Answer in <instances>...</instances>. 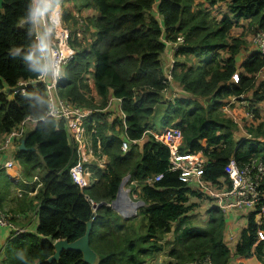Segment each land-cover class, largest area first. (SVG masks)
Segmentation results:
<instances>
[{
	"label": "trees",
	"instance_id": "1",
	"mask_svg": "<svg viewBox=\"0 0 264 264\" xmlns=\"http://www.w3.org/2000/svg\"><path fill=\"white\" fill-rule=\"evenodd\" d=\"M217 1L225 3L226 11L215 20L202 2L212 6ZM29 3L2 0L0 5V134L25 117L33 119L21 136L27 148H17L13 156L22 178L38 174L40 181L33 194L26 197L23 191L11 207V188L27 190L35 182L12 181L0 168V209H8L5 212L16 226L24 227L31 214L36 218L33 231H10L5 236L1 246L4 264H22L18 252L24 253L29 264H145L144 258L162 250L165 264H240L233 263L231 255L250 254L261 260L264 241L258 236L264 232V215L259 222L254 220L259 206L246 213L235 244H226L224 214L216 206L209 207L205 220L198 223L193 209L200 194L168 167L167 146L153 134L167 126L177 127L179 151H200L204 157L200 177L212 184L227 181L223 166L229 158L238 164L260 160L264 191V121L245 125L248 135L234 139L235 123L219 115L226 96L248 92L250 102L264 100V77L251 87V74L264 64V54L249 51L240 62L242 70H237L235 60L242 40L228 35L241 18L255 25L254 30L264 31V0L81 1L83 7L95 10V15L83 16L93 28L92 37L81 39L75 27L69 29L68 43L74 52L62 65L55 86L60 97L89 110L81 123L93 157L83 164L93 180L82 188L68 172L77 158L75 143L66 134L64 120L46 114L44 83L37 79L40 72L28 70L33 61L26 60L27 55L41 57L36 27L30 21L24 23ZM68 16L76 23L75 17ZM178 35L182 41L173 49L169 74L187 94L170 98L164 96L169 83L160 56L164 41H174ZM17 47L21 50L14 54ZM20 81L24 82L22 91L7 90ZM112 97L119 98L123 124L104 109ZM159 103L165 109L159 126L152 128L150 117ZM253 113L258 117L256 107ZM139 138H144L141 145L135 143ZM122 139L129 142L125 152L120 150ZM100 156H104L103 166L96 161ZM156 174L160 177L145 181ZM124 175L135 184L133 189L144 203L136 230L109 205L92 207L90 202H110ZM20 217L25 218L23 223ZM87 220L95 262L83 261L81 253L72 249H63L56 259L47 261L53 252L52 241L79 237ZM100 230L116 233L119 242L102 246Z\"/></svg>",
	"mask_w": 264,
	"mask_h": 264
},
{
	"label": "built area",
	"instance_id": "2",
	"mask_svg": "<svg viewBox=\"0 0 264 264\" xmlns=\"http://www.w3.org/2000/svg\"><path fill=\"white\" fill-rule=\"evenodd\" d=\"M59 1L60 0H53V10L56 12H60L58 9H55V6ZM49 16H46L44 21L38 26L41 35H43L49 27L52 29L50 32H48L46 37L49 45L48 54L53 65V69L58 67L59 73L56 74L54 70H49L46 73L40 72V74L37 76V79L44 83L47 101L46 114L55 118L63 119L66 134L75 143L77 158L75 162L69 166L68 172L77 186L82 188L89 185L93 180L91 171L83 164L87 159H85V154H91V149L86 144L83 126L81 123L82 118L89 110L83 107L75 106L74 104L60 97L56 92L55 82L60 76L61 67L73 54L74 48L68 43L69 27H67L63 21L61 26H53ZM76 18L78 27L82 29L81 17L77 15ZM75 34L78 35L77 31ZM251 40L255 46V50L259 51L260 54H264V31L255 30L252 33ZM181 41V35L176 36L174 41L166 40L164 41L165 48L169 47V50L172 54L175 46H177ZM172 63L173 57L171 55L170 59L168 60L167 67H163V71L168 83L171 81L169 72ZM263 67L264 64L261 66V68ZM232 79L234 80V78ZM20 83L24 84V82L21 81L18 84ZM168 87L165 89V91L168 89ZM20 90L22 91V88H20ZM247 94L248 92H241L237 95H229L222 99V104L220 107L221 112L229 116L238 127L248 125L250 124L249 122H253L255 119L253 109L256 107V104L250 102L249 99L246 98ZM171 96H173V93H170L166 97L172 98ZM112 100L119 101V98H110L107 101L105 107H108ZM236 108L243 109V113L238 115L237 112H235ZM117 110L120 114L121 123L123 124L124 114L119 108ZM32 122V118L25 117L18 123V125L4 132L2 141L0 142V154L6 150L11 151L9 155H6L0 161V168L3 169V172L8 176V178L12 181H21L22 184H31L35 182V185H33L31 189L26 190L22 186H16L12 188L15 195L18 196L23 191H26L28 194H33L40 182L39 178L35 174H33L29 179L22 178L20 174V167L13 156L14 151L18 147V142L21 139V136L26 131V129L30 127ZM153 135L156 139L167 146L168 167L170 169L177 170L180 179L189 186L193 187L200 194V201L204 202L205 209L216 206L224 215L232 210H240L246 214L247 212L255 209V206L258 205L259 209L256 211V213H258V217L260 218L264 215V191L261 186L263 165L257 159L244 164H238L233 158H229L223 166V172L227 181L225 182L223 179H221L220 183L212 184L201 179L200 177V166L204 160L201 152L198 151L193 153L179 151L178 146L181 141V134L177 127L167 126L161 131L155 132ZM128 143L129 142L126 139H122L120 142V150L122 152H125L128 149ZM100 163L101 164L99 165L103 166L102 162ZM159 177L160 174H156L152 178H147L145 181L149 182ZM90 202L92 203L93 201L90 200ZM203 216L206 217V214ZM8 217L9 214L0 209V227L7 226L9 229L8 233L10 231L18 233L25 230L24 227H18L10 222ZM256 222H259V220L257 219ZM237 237L238 236H233L232 234H223V240L229 246H233L235 244ZM258 237L264 241V232L263 234L259 232Z\"/></svg>",
	"mask_w": 264,
	"mask_h": 264
},
{
	"label": "rangeland",
	"instance_id": "3",
	"mask_svg": "<svg viewBox=\"0 0 264 264\" xmlns=\"http://www.w3.org/2000/svg\"><path fill=\"white\" fill-rule=\"evenodd\" d=\"M77 11L80 13V9L77 10ZM209 11H210L211 17L214 18L215 20H217L218 17L222 13H224L226 11L225 3L222 2V1H217L216 3H214L212 5V7L210 8ZM81 15L84 16L83 14H81ZM63 20L71 28L75 27V30L78 33L77 37H80L82 35L83 36H87L88 35V32H86L88 21L84 17H82V23L84 22L85 27L83 29V26H82V30H81V28L78 27V22L77 21H76V23L75 22L72 23V19L68 18L67 16L64 17ZM36 27H37V29H39V26H36ZM255 27H256L255 25L250 24L248 19L241 18L237 22H235V24H233L231 26V28L229 29V31H228V35L229 36L237 37L240 40H242V43L239 45V47H240L239 53L236 55V60H235L237 70H239V71L242 70V68L240 66L241 60H243L245 58V56H247L249 51L255 50V46H254V44H253V42L251 40L252 33L255 31L254 30ZM263 77H264V67L263 68L260 67L258 70H256L254 73L251 74V87L254 88L257 85V83ZM88 83H90V82L88 81ZM90 88H91V86H90ZM249 90H251V89H249ZM93 95H95V94H93ZM173 96H175V94H173ZM255 104H256V108H257V112H258V117H256L253 122H249V123H252V124H256L260 120L264 121V100L257 101ZM163 110H164V103H159L155 107L154 114H152L151 117H150V126L152 128H157L159 126V117H160L161 113L163 112ZM235 112H237L238 115H241L243 113V109L236 108ZM219 115L222 116V117H225L224 116L225 114L223 115L222 112H219ZM245 123H246V121H245ZM246 135H247V133L245 131V126L238 127V126L234 125V127H233L234 139H238V138H241V137L246 136ZM2 137H3V133L0 134V142L2 141ZM258 161L261 162L260 160H258ZM98 163L101 164L100 161H98ZM261 164L263 165L262 162H261ZM134 185L135 184H132V183L128 182V180L126 179L124 181L123 185H122V190L125 193V197L127 199H129L135 206L134 207H124L123 209H121L122 210L121 211L122 214L118 213V215L120 216V218L126 224L130 225L131 228L136 230V229H138V225L140 224V219H141L140 215H139V209L144 206V203L139 198L137 190L133 189ZM9 194H10V199L12 200V202L10 203V206L13 207L14 201L16 199L20 198L21 195H19L20 197H18V195L16 196L14 191L12 190V188L9 191ZM26 194H27L26 197H29L31 195V194H28V193H26ZM194 202L196 204V206L193 209L194 215H195V219L200 224L206 218L205 216H203V215H205L204 211H206V209L204 208V202H201L200 199H195ZM92 203H94V202H92ZM2 209L1 210L4 211V212L6 210H8L6 208H2ZM93 209H95V208H93ZM257 219L260 220V218L258 217V213H256L255 216H254V220L257 221ZM19 223H21V222L19 221ZM17 226L21 227L19 225H17ZM142 230L143 229H140L138 231H142ZM111 241L114 242V243L119 242V237L116 235V233L114 234L111 231L104 232V231L100 230V244L103 246L104 244H107V242H111ZM1 246H2V244L0 245V264H4L6 262V259L4 257L3 252L1 251ZM144 259H145V264H165L164 250L159 251L157 253H154L152 255H149V256H147ZM231 261L233 262L232 259H231ZM258 262L264 264V246H263V249H262L261 260H258ZM233 263H235V262H233ZM256 264H258V263H256Z\"/></svg>",
	"mask_w": 264,
	"mask_h": 264
},
{
	"label": "crops",
	"instance_id": "4",
	"mask_svg": "<svg viewBox=\"0 0 264 264\" xmlns=\"http://www.w3.org/2000/svg\"><path fill=\"white\" fill-rule=\"evenodd\" d=\"M81 1L82 0H60L59 2H57V5L55 6V9H58L60 11V13H62V15L63 14L66 15L68 18H70V16H68V15H71V16H73L75 18L77 17V14L80 15L81 17H83L81 14H83L85 17H89V16H92V15H95V10L83 7L81 5ZM202 4L206 5V7L208 9H210L212 7V6L207 5L205 2H202ZM79 9H80V13L81 14L77 11ZM63 23L67 27H70L68 24H66V22H64V20H63ZM92 30H93L92 26L88 25V27L86 29V32H88V35L87 36H83V35L80 36L81 39L89 40L92 37ZM36 31H37L36 32V38H37V44H38L39 43L38 36L41 35V34H40L39 29H37V27H36ZM76 36H78V35H76ZM171 55L172 54H171V52L169 50V47L164 48V50L162 51V54L160 56V59H161V62H162V67H167L168 60L170 59ZM89 85L91 86L92 93L95 94L94 90H93V87H92L91 81H90ZM170 93L175 94V96L182 95V94H187L174 81H170L168 89L164 92V96L165 95H169ZM7 96L10 97L9 94ZM118 108H119V101H116V100H112L108 107H104V109L106 111L110 112L109 117H118V118H120V114H119V112L117 110ZM164 109H165V104H164ZM162 113H161V115H162ZM161 115H160V117H161ZM160 117H159V119H160ZM115 127H117V125H115ZM120 136H123V135L120 134ZM10 152H11L10 150H6L5 152H2L0 154V161L6 155H9ZM92 157H93L92 153L91 154L90 153H86L85 154V159L87 158L86 161L87 160H91ZM97 159H98V161L103 162L104 156H100L99 158H96V161H97ZM125 207H131V206L128 205V206H125ZM224 216L226 217L225 218L226 221H225L224 233L225 234H232L233 236H238L240 228L245 223L246 214L243 213L240 210H232V211H229L228 213H226ZM24 220H25V218L20 217V222L21 223H23ZM35 223H36V218H35L34 214H31L30 220L24 225V227H25V229H27V231H33ZM8 231H9V229L7 228V226H4V227L1 226L0 227V245L4 242L5 236H7ZM169 237H170V232H168L167 235H166V238H169ZM231 259L233 260V262H235V263L237 262V263H240V264H256V263L259 264L258 260L254 256V254H250L248 256H233L232 255Z\"/></svg>",
	"mask_w": 264,
	"mask_h": 264
},
{
	"label": "clouds",
	"instance_id": "5",
	"mask_svg": "<svg viewBox=\"0 0 264 264\" xmlns=\"http://www.w3.org/2000/svg\"><path fill=\"white\" fill-rule=\"evenodd\" d=\"M50 14V16H49ZM46 16H49L51 20V24L53 26L59 27L62 25L63 15L60 12H56L53 10V0H31V2L27 5L24 14V23L27 24L29 21L31 22L33 27L40 25ZM70 29V27H69ZM52 29L49 27L43 35H39V43L36 45L39 48L41 57H35L33 54H28L26 60L33 61L32 66L28 69L30 72H41L46 73L49 70H54L56 74L59 73V68L56 67L53 69V65L51 63V59L49 57V45L47 42V34ZM31 35V29L28 32ZM20 48L17 47L14 50V54H19ZM71 55V54H69ZM43 60V63L41 62ZM124 118V117H123ZM120 119V118H119ZM121 120V119H120ZM122 124V123H121ZM96 203V202H94ZM109 202H106V204ZM92 207L93 203H92ZM17 259H19L22 264H29L27 257L23 252L17 253Z\"/></svg>",
	"mask_w": 264,
	"mask_h": 264
},
{
	"label": "water",
	"instance_id": "6",
	"mask_svg": "<svg viewBox=\"0 0 264 264\" xmlns=\"http://www.w3.org/2000/svg\"><path fill=\"white\" fill-rule=\"evenodd\" d=\"M2 3V0H0V5ZM24 84L20 83L17 84L14 87H11L10 89H7L8 91H15L20 88H23ZM144 141V138H139L135 140V143L141 145ZM18 149H26L27 147L24 145V140L21 138L18 142ZM128 178V175H125L122 177L115 197L107 203L113 210H115L117 213H121V209H123L125 206H128V204L131 207H134L135 205L125 197V193L122 192V185L124 181ZM124 198L126 201L124 202ZM100 204H106V202L99 201L97 203H93V206H98ZM90 229V220H87L85 222V229L84 232L77 238L68 241L66 238H58L54 239L52 241V246H53V252L46 258L47 261H51L53 259H56L58 257V254L60 253L61 250L63 249H72V250H77L81 253V259L85 262L88 263H94L96 259V253L95 251L89 246L88 243V232Z\"/></svg>",
	"mask_w": 264,
	"mask_h": 264
},
{
	"label": "bare ground",
	"instance_id": "7",
	"mask_svg": "<svg viewBox=\"0 0 264 264\" xmlns=\"http://www.w3.org/2000/svg\"><path fill=\"white\" fill-rule=\"evenodd\" d=\"M122 192L124 193V191L122 190ZM126 201V199L124 198V202ZM129 205V204H128ZM130 206V205H129Z\"/></svg>",
	"mask_w": 264,
	"mask_h": 264
}]
</instances>
